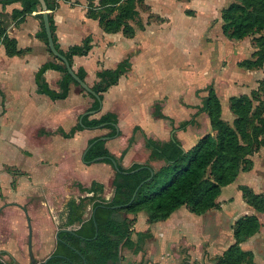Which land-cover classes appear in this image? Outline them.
Masks as SVG:
<instances>
[{"label":"trees","instance_id":"trees-1","mask_svg":"<svg viewBox=\"0 0 264 264\" xmlns=\"http://www.w3.org/2000/svg\"><path fill=\"white\" fill-rule=\"evenodd\" d=\"M45 1L49 12H53L60 0ZM15 2H20L23 7L22 10L14 12V17L18 19L38 12L41 7L39 0H8L0 3ZM144 4L145 0H99V4L95 5V0H90L91 9L88 15L98 20L100 27L106 33H122L127 38H134L137 30L143 31L133 23L140 17V9ZM187 13L193 14L192 11ZM37 16L42 20V30L38 37L48 47L43 14ZM49 18L56 48L73 67L75 56H87L90 53L92 39L88 37L83 44L73 46L65 52L57 43L53 14L50 13ZM221 20L222 33L228 40L243 41L252 38L254 41L256 50L252 59L241 61L238 66L247 70L263 68L264 0H237L222 10ZM0 40L6 47L8 55L19 53L16 42L6 35L1 24ZM48 51L51 53L49 47ZM131 67L130 60L127 59L116 69L98 72L99 81L92 89L103 101L104 94L117 85ZM49 70L59 71L62 74L59 91L51 89L45 79V74ZM76 74L85 81L87 75L85 70L80 69ZM36 84L37 92L53 101L67 99L71 85L79 86L59 59L56 62L46 63L39 69L36 74ZM262 89L264 91V88ZM82 91L86 92L84 89ZM207 92L208 95L202 99V106L198 107L195 119L184 122L179 128L175 127L173 119L156 108L155 115L170 120L173 131H187L188 127L197 124V117L207 114L210 129L214 133L205 134L189 151L182 148L176 136L166 143L145 136L146 148L150 151L149 159L165 163V166L158 171L148 163L136 164L129 169L123 166L125 155L134 145L140 127L135 128L128 148L119 158L107 149V141L103 140V137L95 138L89 143L92 147L86 153L85 163L91 164L96 158L105 157L103 163L113 166L115 160L118 164L119 171L113 166L116 171L113 181L114 196L111 200L102 198L104 186L98 182H93L90 188L80 187L82 192L93 196L83 198L79 203L75 200L68 203L67 220L60 228L54 257L47 264H123L121 255L123 249L134 250L135 254L142 252V247L137 246L132 239L136 220H129L124 216L125 214L137 217L140 213L146 212L148 223L151 225L166 222L183 207L192 214L202 216L217 207L223 188L233 184L241 172L253 169L252 160L247 159L251 152L245 143L251 141L253 135L257 141L264 135V119L261 121V128L257 126L252 131L250 129L256 117L260 116L259 113H253V103L257 93H253V97L248 95L230 97L229 110L235 118L234 122L230 123L223 117V105L214 87L210 86ZM88 95L94 99V104L88 112L99 110L100 102L93 95L89 93ZM81 118L82 123L69 133H63L66 138L73 137L78 131L96 129L102 125L110 130L105 137L112 139L121 135L115 114L109 113L101 118H92V115L85 114ZM143 166L149 168L133 174H124ZM150 168L155 171L152 178ZM139 187L138 194L131 203ZM240 189L247 204L259 212H264L263 194H256L252 188L245 185ZM75 226L77 230L74 233L67 231L68 228ZM260 229L261 222L258 217L253 215L240 218L234 226L235 243L228 248L218 264H256L253 254L245 252L241 244L258 234ZM0 264L7 263L0 258Z\"/></svg>","mask_w":264,"mask_h":264},{"label":"crops","instance_id":"crops-1","mask_svg":"<svg viewBox=\"0 0 264 264\" xmlns=\"http://www.w3.org/2000/svg\"><path fill=\"white\" fill-rule=\"evenodd\" d=\"M206 1L212 4L211 10L220 9L222 12L227 7L222 0ZM98 4L99 0H95V5ZM22 8L20 2L0 3V24L6 35L16 42L19 52L8 55L0 40V149L28 158L29 161L25 162L31 163L29 168L6 163L0 165V258L7 264H31L29 228L24 209L33 228L34 257L42 261L56 250V234L67 220L68 203L72 200L79 203L81 199L93 196L82 192L81 186L90 188L93 182L102 184L104 192L101 196L105 200H111L115 192L113 181L116 171L112 165L103 162L87 164L83 161L89 143L95 138L105 137L110 130L84 129L71 138L63 135L80 123L81 116L92 108L94 99L75 84L71 85L69 97L65 100L53 101L37 92V72L44 64L56 62L57 58L38 37L42 30V20L37 16L42 13L41 7L34 14L22 19L15 18L14 12ZM90 9V0L59 1L58 7L49 12L54 17L57 43L61 50L67 52L71 47L83 44L88 37L92 39L90 53L73 58L74 71L85 70V82L91 88L99 81L98 72L116 69L120 63L130 60L131 70L104 94L103 108L92 118H101L109 113L117 116L121 135L106 143L107 149L117 158L128 148L135 128L140 127L134 145L125 155L123 166L130 168L134 164H144L150 156L145 136L150 138L152 135L139 121L131 119L141 107L128 110L124 105L132 100L129 92H140V84L133 83L137 81V76H134L135 60L145 52L143 49L138 54L140 42L143 48L145 40L142 36L137 39L140 30L136 31L134 38H127L122 33H106L98 20L89 17ZM188 11L194 13L196 10L185 12L194 17ZM61 78L59 71L49 70L45 74L49 87L56 91L60 89ZM155 101L148 103L152 120L164 122L166 119L154 114L156 108H151V103ZM205 115L208 128L209 119ZM18 124H21L19 130L23 129L22 132L18 131ZM160 128L164 129V126ZM27 130L33 139L32 149L23 145ZM176 131H173L171 138ZM15 168L19 175L13 172Z\"/></svg>","mask_w":264,"mask_h":264},{"label":"rangeland","instance_id":"rangeland-1","mask_svg":"<svg viewBox=\"0 0 264 264\" xmlns=\"http://www.w3.org/2000/svg\"><path fill=\"white\" fill-rule=\"evenodd\" d=\"M235 1L222 0V3L228 7ZM211 9L212 4L206 0H145L140 17L133 23L143 30L137 39L142 36L145 40L143 48L140 42L138 54L143 49L145 52L135 60L137 81L133 83L140 84V92H129L132 100L124 107L128 110L141 107L131 119L139 121L156 139L150 138L157 142L171 140L173 125L167 119L164 122L152 120L148 103L156 100L151 103V108H158L167 117L174 118V125L179 128L184 122L195 119L210 86L221 99L223 117L230 123L235 119L229 110L230 97H253V93H257L253 113H259L261 117H256L250 129L262 127L264 67L247 70L238 66L239 62L252 59L256 50L254 41L252 38L228 40L221 30V10ZM186 10H196L194 17L188 16ZM260 107L262 110L259 111ZM196 121L197 127L190 126L187 131L174 133L185 151L191 150L205 134L212 133L210 127L207 128L205 114ZM65 124L69 125L68 122ZM19 126L21 124L17 129L22 132ZM30 134L27 130L23 145L32 149ZM251 139L245 146L251 152L247 159L252 160L253 169L241 172L233 184L223 188L215 209L197 216L183 207L170 220L154 225H148L146 212L139 215V222L138 216L125 214L129 220H136L132 239L142 247V252L135 254L134 250L123 249V264H218L235 243V223L244 216L253 215L261 222L260 232L241 247L253 254L256 264H264V212L247 204L240 189L245 185L256 194L264 195V135L258 141L254 135ZM25 161L29 159L0 149V165L6 163L29 168L31 163ZM146 163L156 171L165 166L158 160L147 159ZM13 172L20 173L16 168Z\"/></svg>","mask_w":264,"mask_h":264},{"label":"water","instance_id":"water-1","mask_svg":"<svg viewBox=\"0 0 264 264\" xmlns=\"http://www.w3.org/2000/svg\"><path fill=\"white\" fill-rule=\"evenodd\" d=\"M3 1H8V0H0V2H3ZM39 2H40V5H41V10H42V14H43L44 28H45V31H46V34H47V38H48V47H49L51 53L53 54V56L55 58L61 60L65 64V66H66L69 74L74 78V80L78 83V85L82 89H84L87 93L93 95L96 98V100H98L100 102L101 107H100L99 110H97V111H91V112H88V113H85V114L95 115V114L99 113L102 110V108H103V101H102L101 97L85 81H83L76 74V72L74 71L73 67L69 63L68 59L65 56H63L57 50L56 45H55V42H54V39H53L52 30H51L50 18H49V10H48L47 3H46L45 0H39ZM80 123H82V118L80 119ZM104 127H105V125H102L99 128H104ZM102 139L105 140V141H108L111 138L103 137ZM91 147H92V145H90L86 149V151L84 152V154H83V161H85L86 153L88 152V150ZM104 159H105V157H99V158H96L95 160H93L91 163L102 162V161H104ZM113 166L115 167L116 171H119L118 164H117V162L115 160L113 161ZM144 168H149V167L143 166V167H140V168H138L136 170H133L131 172H125L124 174H133V173H136V172L141 171ZM150 169L152 171V176H151V178H152L154 176L155 171L152 168H150ZM141 186H142V184H141ZM140 187L135 191V194H134V196H133V198L131 200V203L135 200V198H136V196L138 194V191H139ZM120 207H122V206H120ZM116 208H118V207H116ZM24 212H25V214L27 216V222H28V228H29L28 251H29V256H30V259H31V264H47L54 256H53V254H51V255L47 256V258H45L42 261H37L35 259V257H34V251H33V228H32V224H31V219H30V217H29L28 212H27L26 209H24ZM76 230H77V226L71 227V228H68L67 229V231L72 232V233H74ZM60 232L61 231L59 230L57 232V234H56L57 240L59 239Z\"/></svg>","mask_w":264,"mask_h":264}]
</instances>
